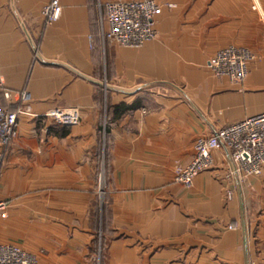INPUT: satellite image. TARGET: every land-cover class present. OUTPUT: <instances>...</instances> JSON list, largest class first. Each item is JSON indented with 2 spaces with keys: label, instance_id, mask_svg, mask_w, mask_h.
<instances>
[{
  "label": "crops",
  "instance_id": "1",
  "mask_svg": "<svg viewBox=\"0 0 264 264\" xmlns=\"http://www.w3.org/2000/svg\"><path fill=\"white\" fill-rule=\"evenodd\" d=\"M58 1L44 26L50 0H0V107L30 97L0 172V246L38 264H264V172L239 185L214 151L190 188L173 182L197 140L264 113V0H155L139 49L100 43L97 3L118 0ZM229 46L255 57L241 84L206 69Z\"/></svg>",
  "mask_w": 264,
  "mask_h": 264
},
{
  "label": "built area",
  "instance_id": "2",
  "mask_svg": "<svg viewBox=\"0 0 264 264\" xmlns=\"http://www.w3.org/2000/svg\"><path fill=\"white\" fill-rule=\"evenodd\" d=\"M171 8V6H168ZM98 27L101 45L111 44L120 48L139 49L156 38L155 20L161 7L155 0H118L98 2ZM61 14L58 0L50 2L41 10L44 26L55 23ZM32 60L38 59V45L32 44ZM254 55L244 48L229 46L218 50L207 62L206 69L217 79L241 84L248 74V66ZM0 96L10 101L12 94L3 91L0 78ZM30 97L26 92L17 96L19 106L15 111L0 107V172L6 154L16 137L19 116L30 115L25 104ZM65 113L53 112L49 117H63ZM224 151L229 168L226 178L235 177L242 184L248 177H258L264 172V113L247 118L215 132L208 139H199L193 145L189 162L177 165L173 170V182L190 188L194 179L211 169V153ZM103 192L99 194L102 195ZM7 204L0 202V220L6 219ZM0 264H38L36 258L22 249L0 246Z\"/></svg>",
  "mask_w": 264,
  "mask_h": 264
},
{
  "label": "rangeland",
  "instance_id": "3",
  "mask_svg": "<svg viewBox=\"0 0 264 264\" xmlns=\"http://www.w3.org/2000/svg\"><path fill=\"white\" fill-rule=\"evenodd\" d=\"M98 173H99V175L97 177V192L99 194L101 192H103L102 195H100V196L98 194V197L100 198V201H101L104 198V183H105L103 168H101Z\"/></svg>",
  "mask_w": 264,
  "mask_h": 264
},
{
  "label": "trees",
  "instance_id": "4",
  "mask_svg": "<svg viewBox=\"0 0 264 264\" xmlns=\"http://www.w3.org/2000/svg\"><path fill=\"white\" fill-rule=\"evenodd\" d=\"M118 109H122L121 107H118Z\"/></svg>",
  "mask_w": 264,
  "mask_h": 264
}]
</instances>
